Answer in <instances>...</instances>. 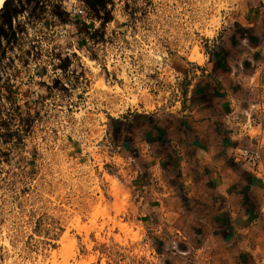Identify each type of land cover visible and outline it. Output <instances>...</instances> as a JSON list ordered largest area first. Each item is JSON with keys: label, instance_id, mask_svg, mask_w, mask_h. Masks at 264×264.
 <instances>
[{"label": "clouds", "instance_id": "clouds-1", "mask_svg": "<svg viewBox=\"0 0 264 264\" xmlns=\"http://www.w3.org/2000/svg\"><path fill=\"white\" fill-rule=\"evenodd\" d=\"M40 36L0 264H264V0H0V52Z\"/></svg>", "mask_w": 264, "mask_h": 264}, {"label": "rangeland", "instance_id": "rangeland-1", "mask_svg": "<svg viewBox=\"0 0 264 264\" xmlns=\"http://www.w3.org/2000/svg\"><path fill=\"white\" fill-rule=\"evenodd\" d=\"M46 28H48V25L44 24L39 31L42 32ZM23 31L25 30L21 29V32ZM12 35L15 36V33ZM60 35V33L54 34L57 38ZM32 39L36 41L37 37H32ZM48 40L49 38L47 36H40L38 42L30 44L29 48L25 49L22 57H11L7 51L0 52V81L3 82L0 83V89H2L0 91V99L9 106L12 112L19 114L21 108L19 100L21 97H24V107H30L27 99L28 90L26 86L31 84L35 77L47 75V67L40 65L38 62L45 55L44 43L48 42ZM199 59L194 60L198 61ZM32 65H35V67ZM37 83L41 86L43 85L42 81H37ZM179 105L178 103L177 107ZM4 115L8 116V112H5ZM8 123V120L0 121V125L5 127L8 126ZM127 234L131 236L132 240L138 239V233L134 224L128 226Z\"/></svg>", "mask_w": 264, "mask_h": 264}, {"label": "crops", "instance_id": "crops-1", "mask_svg": "<svg viewBox=\"0 0 264 264\" xmlns=\"http://www.w3.org/2000/svg\"><path fill=\"white\" fill-rule=\"evenodd\" d=\"M222 67H223V65H221ZM248 75H250L249 73H244V76L245 77H247ZM253 75V78L257 81V82H259V83H264V81H261L260 80V78L259 77H255L254 76V74H252ZM259 92V87H257V93ZM254 102H258V100L257 101H254ZM180 105H179V107L178 108H180V107H182V104L181 103H179ZM186 110V109H185ZM236 115V119L238 120V121H242L243 120V117H242V115L240 114V113H236L235 114Z\"/></svg>", "mask_w": 264, "mask_h": 264}, {"label": "trees", "instance_id": "trees-1", "mask_svg": "<svg viewBox=\"0 0 264 264\" xmlns=\"http://www.w3.org/2000/svg\"><path fill=\"white\" fill-rule=\"evenodd\" d=\"M12 15H13V11L12 10L6 11L5 14H4V20L9 25L10 29L12 27V21H11V16ZM5 35H7V33H5Z\"/></svg>", "mask_w": 264, "mask_h": 264}, {"label": "bare ground", "instance_id": "bare-ground-1", "mask_svg": "<svg viewBox=\"0 0 264 264\" xmlns=\"http://www.w3.org/2000/svg\"><path fill=\"white\" fill-rule=\"evenodd\" d=\"M192 58H193V59H198V58H200V57L198 56V53L196 52V50L193 51Z\"/></svg>", "mask_w": 264, "mask_h": 264}]
</instances>
